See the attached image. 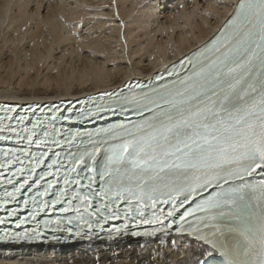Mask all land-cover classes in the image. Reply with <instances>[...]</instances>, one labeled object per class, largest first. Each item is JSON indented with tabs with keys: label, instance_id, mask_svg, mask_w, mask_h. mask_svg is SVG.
Wrapping results in <instances>:
<instances>
[{
	"label": "snow or ice",
	"instance_id": "6c2138e0",
	"mask_svg": "<svg viewBox=\"0 0 264 264\" xmlns=\"http://www.w3.org/2000/svg\"><path fill=\"white\" fill-rule=\"evenodd\" d=\"M154 80L128 84V95L106 93L113 104L92 97L94 108L65 115L57 107L35 121L36 107L0 106V141L16 145L0 147V225L19 230L0 229V245L174 235L187 247L170 241L171 264H211L229 253L230 239L252 224L254 194L264 200V179L252 182L264 178V0H240L208 44ZM103 114L128 122L57 126ZM260 221L264 244V207ZM249 264H264V252Z\"/></svg>",
	"mask_w": 264,
	"mask_h": 264
},
{
	"label": "bare ground",
	"instance_id": "6f19581e",
	"mask_svg": "<svg viewBox=\"0 0 264 264\" xmlns=\"http://www.w3.org/2000/svg\"><path fill=\"white\" fill-rule=\"evenodd\" d=\"M234 3L0 0V26L8 24L7 33L0 31V103L77 101L127 81H146L208 41ZM46 26L48 33H42ZM71 43L77 48L68 52ZM4 190L0 187V193ZM174 239L187 247L184 239L173 236L0 245V264H171L177 257L165 252L175 249L170 244Z\"/></svg>",
	"mask_w": 264,
	"mask_h": 264
},
{
	"label": "rangeland",
	"instance_id": "374dc122",
	"mask_svg": "<svg viewBox=\"0 0 264 264\" xmlns=\"http://www.w3.org/2000/svg\"><path fill=\"white\" fill-rule=\"evenodd\" d=\"M168 12V11H167ZM167 12H166V14H167ZM7 27H8V24L5 22V24H4V26H0V31H1V33H7ZM3 28V29H2ZM2 29V30H1ZM41 30H42V33H48V27L46 26V28H41ZM67 45V44H66ZM74 48L76 49L77 48V45L76 44H74V43H71V45H70V47H69V50H68V52H70V51H72V50H74ZM67 54V53H66ZM87 54V51H84L83 52V56L84 55H86ZM123 67V66H122ZM125 67V66H124ZM1 90V89H0Z\"/></svg>",
	"mask_w": 264,
	"mask_h": 264
},
{
	"label": "water",
	"instance_id": "95a60500",
	"mask_svg": "<svg viewBox=\"0 0 264 264\" xmlns=\"http://www.w3.org/2000/svg\"><path fill=\"white\" fill-rule=\"evenodd\" d=\"M121 89H125V92L124 93H126V92H128L127 91V83L122 87V88H120V89H115V90H113V91H111L110 93H117V92H119ZM123 93V94H124ZM114 97V96H113ZM77 105H79V103L77 104ZM76 106V105H75ZM58 107V106H57ZM70 108H72V107H70ZM72 110H73V112H76V110H75V108H72ZM40 112V111H39ZM44 113H47V111H45ZM43 113V114H44ZM65 114V113H64Z\"/></svg>",
	"mask_w": 264,
	"mask_h": 264
}]
</instances>
